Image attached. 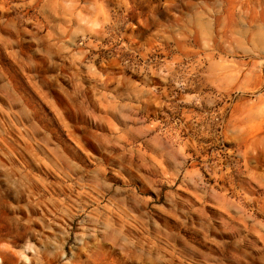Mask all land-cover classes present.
Returning a JSON list of instances; mask_svg holds the SVG:
<instances>
[{
  "label": "rangeland",
  "instance_id": "374dc122",
  "mask_svg": "<svg viewBox=\"0 0 264 264\" xmlns=\"http://www.w3.org/2000/svg\"><path fill=\"white\" fill-rule=\"evenodd\" d=\"M0 264H264V0H0Z\"/></svg>",
  "mask_w": 264,
  "mask_h": 264
}]
</instances>
